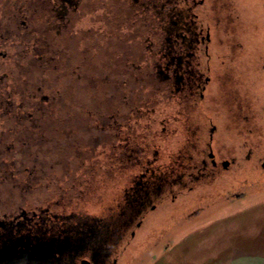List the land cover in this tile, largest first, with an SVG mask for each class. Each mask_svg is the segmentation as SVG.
<instances>
[{
	"label": "flooded vegetation",
	"instance_id": "flooded-vegetation-1",
	"mask_svg": "<svg viewBox=\"0 0 264 264\" xmlns=\"http://www.w3.org/2000/svg\"><path fill=\"white\" fill-rule=\"evenodd\" d=\"M248 5L0 0V264H155L264 206Z\"/></svg>",
	"mask_w": 264,
	"mask_h": 264
},
{
	"label": "rangeland",
	"instance_id": "rangeland-1",
	"mask_svg": "<svg viewBox=\"0 0 264 264\" xmlns=\"http://www.w3.org/2000/svg\"><path fill=\"white\" fill-rule=\"evenodd\" d=\"M249 2L246 13L248 17L255 19L256 22L264 23V0H246ZM251 5V6H250ZM250 19V20H252ZM253 22V21H252ZM232 207H220L214 212L219 215H225L223 219L214 223L212 226L200 232H193L189 236H185L187 231L183 227H173L169 232L170 238H175L179 243L170 250L164 260H160L155 264H217L226 259L229 254L220 255L219 253L237 252L236 240L233 237L241 232L246 233L248 229L249 215H264V206H255V208L246 209L238 214H233ZM231 211L226 212L224 211ZM263 218V217H262ZM166 237L164 241L169 239ZM160 252V251H159ZM152 256H147L143 264H150Z\"/></svg>",
	"mask_w": 264,
	"mask_h": 264
},
{
	"label": "crops",
	"instance_id": "crops-1",
	"mask_svg": "<svg viewBox=\"0 0 264 264\" xmlns=\"http://www.w3.org/2000/svg\"><path fill=\"white\" fill-rule=\"evenodd\" d=\"M247 221L246 233L241 232L232 238L237 242V252L219 253L230 256L222 257L217 264H264V215H249Z\"/></svg>",
	"mask_w": 264,
	"mask_h": 264
}]
</instances>
